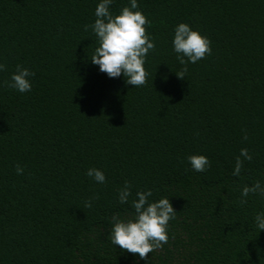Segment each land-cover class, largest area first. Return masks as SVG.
<instances>
[{"label": "trees", "instance_id": "obj_1", "mask_svg": "<svg viewBox=\"0 0 264 264\" xmlns=\"http://www.w3.org/2000/svg\"><path fill=\"white\" fill-rule=\"evenodd\" d=\"M100 2L0 0V264H264V196L241 195L264 185V0H137L156 45L141 87L91 61L98 38L85 25ZM130 5L113 0L110 11ZM180 23L212 48L184 79ZM17 65L35 73L30 92L5 83ZM244 148L252 160L241 157L233 176ZM192 155L211 167L195 171ZM147 190L177 213L168 242L142 260L109 237L112 217H133L131 201Z\"/></svg>", "mask_w": 264, "mask_h": 264}, {"label": "clouds", "instance_id": "obj_2", "mask_svg": "<svg viewBox=\"0 0 264 264\" xmlns=\"http://www.w3.org/2000/svg\"><path fill=\"white\" fill-rule=\"evenodd\" d=\"M113 0H102L95 10V22L85 25V31L91 28L98 38V47L91 57L93 64L99 66V70L106 73L109 78H118L122 74L126 78V84L141 87L147 84L149 73L145 69L146 57L150 51L155 50V43L147 32L150 21L147 16L138 9L137 0H131L130 7L125 6L119 14L114 15L110 11ZM173 48L177 53V59L183 69L176 73L180 79H184L188 71V63H196L211 54V40L199 31L193 30L187 23H180L175 28ZM6 70V66L0 64V71ZM35 76L34 72L17 65L16 72L12 74L11 81H6L8 87L18 92H30L32 83L29 79ZM243 139L247 140L245 135ZM251 161L252 156L247 148L241 149L237 156L233 176H239L244 166V160ZM191 167L197 172H204L211 167V162L204 155H192L188 157ZM24 169L16 166L17 175H22ZM89 177L98 183L106 180L103 171L92 168L87 172ZM132 185L125 182L119 191L121 204L129 202ZM259 194L264 196V185L258 180L252 186L245 185L241 195ZM153 195L151 190L136 193V198L131 201L135 215L128 219H121L118 215L112 217L113 228L110 234V242L119 246L122 251L138 255L140 259L147 260L150 253L161 249L169 240L168 225L176 217V210L169 198H161L156 202H150ZM241 205L247 200L242 199ZM91 200L86 202V207H91ZM256 226L264 230V213L255 217Z\"/></svg>", "mask_w": 264, "mask_h": 264}]
</instances>
